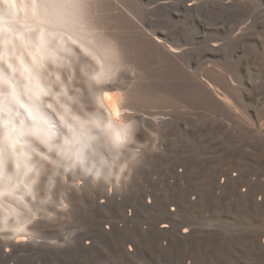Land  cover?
<instances>
[{
  "label": "rangeland",
  "instance_id": "1",
  "mask_svg": "<svg viewBox=\"0 0 264 264\" xmlns=\"http://www.w3.org/2000/svg\"><path fill=\"white\" fill-rule=\"evenodd\" d=\"M185 1L98 0L104 26L118 27L123 39L134 48L145 43L149 47L136 59L141 74L136 77L139 76L145 96L133 114L137 120H145V129L153 128L152 132H157V122V135L163 137L165 153L160 161L145 164L141 177L128 187L117 188L121 200L116 204L96 206L88 187L79 195L71 193L66 218L33 225L39 242L17 251L11 264H178L171 253L154 252L143 231L156 222L162 207L177 196L168 184L169 171L174 164L185 163L187 186L202 189L212 174L224 166L215 150L223 141L216 132L218 113L202 103L194 104L188 87L198 83L208 92L224 91L228 95L233 89L243 88L247 93L258 91L256 98L264 95V0H198V7L192 11L184 10ZM239 28L247 32L241 40L235 36ZM155 33L161 35L163 42L151 38ZM169 46L180 47L182 55L175 58L181 59L172 57ZM132 79L125 77L119 85L128 86ZM215 99L219 100V96ZM151 138L147 132V144ZM258 186L260 183L255 184ZM108 188L95 187L100 193ZM129 207L136 211L130 228L106 233V222L122 227L118 218L131 215ZM217 214L210 207L189 213L201 235L191 252L194 264H220L213 261L211 251L216 243L212 230L222 231L217 220L223 218ZM226 222L239 224L232 215ZM130 243L137 249L134 254L125 253ZM0 264H6L2 250Z\"/></svg>",
  "mask_w": 264,
  "mask_h": 264
},
{
  "label": "clouds",
  "instance_id": "2",
  "mask_svg": "<svg viewBox=\"0 0 264 264\" xmlns=\"http://www.w3.org/2000/svg\"><path fill=\"white\" fill-rule=\"evenodd\" d=\"M137 74L98 0H0V241L39 242L71 193L128 178L148 145L115 86Z\"/></svg>",
  "mask_w": 264,
  "mask_h": 264
},
{
  "label": "bare ground",
  "instance_id": "3",
  "mask_svg": "<svg viewBox=\"0 0 264 264\" xmlns=\"http://www.w3.org/2000/svg\"><path fill=\"white\" fill-rule=\"evenodd\" d=\"M198 4V0H186L184 10L192 11L198 7ZM111 23L113 24V22ZM108 29L119 40L124 55L131 64L136 66V59L139 55L149 51L146 43L135 48L127 43L121 36L118 27H108ZM245 30H241V28L237 30V34H235L237 39L241 40L247 35ZM157 33L151 38H155L154 41L156 42H163L160 39L161 35ZM216 45L220 46L218 42ZM262 49L264 50V46ZM170 52L173 58L182 55L178 46L171 48ZM220 70L222 72V69ZM213 71L214 69L210 73L212 74ZM138 77L133 78L128 86L121 87L123 83L115 86L126 90V107L131 111L130 119H136L133 111L136 110L138 102L145 96ZM198 86L201 85L195 83L188 87V90L192 95L194 104L195 101L198 104L202 103L210 110H216L218 113L219 124L216 126V132L222 136L223 141L215 150L219 154V158L224 161V166L212 174L211 179L202 189H197L187 186L185 179L187 165L182 162L174 164L168 174V184L177 196L162 207L156 222L147 226V229L143 231L150 240V248L157 254L169 252L177 259L178 264H194L191 252L201 239V235L196 224L189 218V213L199 207L214 208L218 212L217 215L223 220H217V225L222 229L221 232L212 230L214 232L212 235L216 241L211 247L213 248V250L211 249L213 261L216 260L220 264H264V95L263 98H256L255 96L259 95L256 94L258 91L247 93L243 88L233 89L234 92L225 95L224 91L221 92V87L218 89L221 93H218L217 90L208 92ZM216 95L219 96V100L215 99ZM138 121H142L144 127L137 134V140L146 143V122L141 118ZM155 130L159 132L157 122H155ZM157 132H154L155 137L150 139L151 143L147 144L148 148L141 151L138 163L132 167L130 174H127L128 178L123 180L119 186L109 187L108 191H104V193L88 187L90 197L96 206L104 208L118 203L121 198H118L120 195L117 188H121V186L126 188L132 181L141 177L142 168L146 166L145 164L161 160L162 153L165 151V144L163 137L157 135ZM153 145H155L154 149ZM256 183H260L261 187L256 188ZM145 207L150 208L151 206ZM129 208L128 214L131 215L125 214L118 218L122 227L106 222L105 225H109L106 227V233L130 228L136 211L132 207ZM231 215L238 220V225L226 222L228 216ZM34 243L35 241H0V250L3 252L5 263L11 264L12 256L17 251L25 246H32ZM130 245L128 250H124L126 254H134L137 251L134 244L130 243Z\"/></svg>",
  "mask_w": 264,
  "mask_h": 264
}]
</instances>
